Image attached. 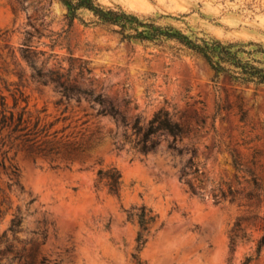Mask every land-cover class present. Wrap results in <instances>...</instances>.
Returning a JSON list of instances; mask_svg holds the SVG:
<instances>
[{
  "label": "rangeland",
  "instance_id": "obj_1",
  "mask_svg": "<svg viewBox=\"0 0 264 264\" xmlns=\"http://www.w3.org/2000/svg\"><path fill=\"white\" fill-rule=\"evenodd\" d=\"M96 2L121 6L191 36L264 45V0ZM0 76L22 82L37 108L71 117L57 127L72 122L67 131L102 137L86 159L62 161L56 168L13 143L9 155L18 151L20 171L15 178L0 166L5 210L0 234L17 213L21 226L9 234L14 246L38 244L41 254L59 264H137V253L142 264H242L249 255L251 264H264V248L255 255L259 229H248V239L240 240L235 252L229 243L237 218L264 216V87L240 86L227 77L216 82L203 58L181 44L123 41L87 10L70 22L59 0H0ZM64 84L91 90L105 101L64 91ZM0 91L8 94L2 82ZM162 107L189 131L178 140L182 154L170 149L171 138L164 136L154 151L141 152L133 129L122 121L125 114L147 122ZM5 141L2 152L13 142ZM193 150L209 177L201 194L179 178ZM231 151L240 154L259 186L235 168ZM101 167L120 170L118 196L96 187ZM218 184L241 193L234 202L215 203L210 190ZM125 192L131 196L124 197ZM143 205L158 218L137 252L139 226L128 220L127 210Z\"/></svg>",
  "mask_w": 264,
  "mask_h": 264
},
{
  "label": "trees",
  "instance_id": "obj_2",
  "mask_svg": "<svg viewBox=\"0 0 264 264\" xmlns=\"http://www.w3.org/2000/svg\"><path fill=\"white\" fill-rule=\"evenodd\" d=\"M67 8V18L70 22L80 19V11L87 10L95 18L98 24L104 25L117 33L123 41L147 42L159 46L167 40H173L183 47L199 55L207 63L213 72V80L219 82L220 78L227 77L230 82L240 86H254L255 89L264 87V58H257L254 54L264 55V45L262 43L249 41L227 42L211 36H191L184 33L179 28L172 25H161L155 19L144 18L138 14L128 12L121 6L104 7L96 0H59ZM250 46L254 48L249 49ZM3 88L8 92L0 91V143L6 145L7 141L13 140L9 149L1 151L0 166L9 171L10 176L19 177V166L15 162L18 151L25 155L47 159L53 168L60 165L62 161L74 162L83 161L90 156L91 150L97 146L102 137L96 133H90L85 137L81 131H67L71 123L57 127L60 122H66L71 117L52 116L46 106L37 108L32 104L31 96L26 92L22 82L7 81L1 78ZM64 91H77L91 95L95 100L103 103L104 97L94 94L91 90L82 89L76 86L63 85ZM119 113V112H116ZM122 121L133 129L136 135V144L143 153L154 151L159 145L161 138L169 137L171 141L169 148L178 154L183 153V148L178 146V140L183 135H188L189 131L177 120L170 110L162 107L155 111L152 118L147 122H142L139 116L129 119L122 114ZM85 120L83 124H86ZM76 127V126H75ZM3 132H6L2 136ZM81 133L80 139L78 134ZM17 141L18 151L10 156L9 152L13 148V143ZM231 156L235 168L244 171L252 177L256 186L259 181L254 172L247 168L240 154L231 151ZM195 150L189 162L180 170V180L184 181L189 189L196 194H201L203 187L209 182L204 167L196 161ZM58 159L61 161L58 162ZM8 161V165L6 164ZM97 163H101V160ZM195 181L198 184H195ZM97 188H107L112 195L118 196L122 186V175L116 167L99 168L96 179ZM241 191L227 184L225 189L222 184H218L210 190L214 202L220 203L229 199L234 202ZM249 198L254 197L252 192H248ZM264 196V193H263ZM4 201L0 202V221L4 217ZM127 218L130 222L136 221L139 226L137 236V252L145 246L147 236L151 227L156 222L158 214L145 205L127 210ZM21 218L14 213L7 229L0 234V264L4 259H9L8 264L19 262L20 264H59L58 260H51L47 255L40 253L38 244H32L29 249L25 246L18 248L9 242V234L14 235L21 226ZM248 229H259L261 234L255 240V255L261 256L264 248V216L257 214L239 217L233 224L230 234V249L236 251L240 240L248 239ZM46 236H44L45 238ZM137 264H142L137 254L133 255ZM253 255L245 257L242 264H251Z\"/></svg>",
  "mask_w": 264,
  "mask_h": 264
},
{
  "label": "water",
  "instance_id": "obj_3",
  "mask_svg": "<svg viewBox=\"0 0 264 264\" xmlns=\"http://www.w3.org/2000/svg\"><path fill=\"white\" fill-rule=\"evenodd\" d=\"M131 196L130 192H125L124 197L129 198Z\"/></svg>",
  "mask_w": 264,
  "mask_h": 264
}]
</instances>
